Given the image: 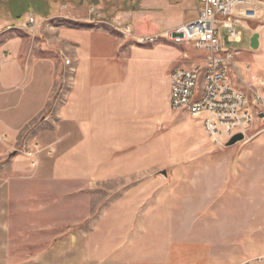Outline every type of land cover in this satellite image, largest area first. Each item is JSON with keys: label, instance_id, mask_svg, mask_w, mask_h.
<instances>
[{"label": "crops", "instance_id": "crops-1", "mask_svg": "<svg viewBox=\"0 0 264 264\" xmlns=\"http://www.w3.org/2000/svg\"><path fill=\"white\" fill-rule=\"evenodd\" d=\"M68 5L67 14L56 5L44 18L63 15L80 23L44 25L41 20L30 30L22 28L30 14L21 24L0 21V35L3 25L12 23L34 37L45 36L37 43L35 38L31 46L17 34L0 37V264H10L13 235L91 218H95L93 229L69 230L36 260L13 264H103L100 203L94 216V203L85 195L91 185L127 178L128 188L110 207L128 209L125 217L133 220L150 193L147 186L161 179L158 170L200 160L202 154L211 156L204 150L214 146L201 118L171 108L170 68L161 76L160 89L158 74L153 84L143 81L147 72L154 77L144 64L150 48L129 40L112 22L82 21L95 18L84 3ZM259 41L260 48L261 35ZM67 43H72V55L64 47ZM64 57L71 59V65L64 63ZM236 62L234 86L244 89L247 83H264V75H251L248 64ZM32 144L41 146L34 148L33 156L22 147ZM74 194L86 200L76 201ZM57 209L63 213L58 215ZM121 260L112 263L122 264Z\"/></svg>", "mask_w": 264, "mask_h": 264}, {"label": "rangeland", "instance_id": "rangeland-1", "mask_svg": "<svg viewBox=\"0 0 264 264\" xmlns=\"http://www.w3.org/2000/svg\"><path fill=\"white\" fill-rule=\"evenodd\" d=\"M24 1V15L20 19H11L16 24H21L30 14L36 19L35 26L41 20H44V25H75L80 22L44 17L51 6H63L69 2L84 3L86 9L96 7V12L100 11V20L112 22L122 29L131 27L136 35H154L176 28L197 18L202 9L199 0ZM108 9L113 10L114 14L107 12ZM3 12L0 7V21H11ZM64 13L67 14L66 11ZM238 30L242 32L241 42L230 41L227 30H221L222 46L240 52L235 59L231 79L237 73V59L250 66L251 75H264V20L246 21ZM254 30L261 35L262 41L257 50L251 48V38L256 33ZM1 31L4 32L0 37L6 39L17 34L29 46L35 38L36 43L45 39V36L37 34L34 37L30 33L31 37L12 23L3 25ZM128 39L133 41L131 36ZM144 46L151 49L145 56L144 64L150 73L153 71L154 77L152 79L147 72L143 81L151 84L158 74L156 79L159 89L165 69L191 67L203 62L202 53L189 44L181 47L160 38L156 43ZM64 47L72 55V43ZM43 53L39 51L38 54ZM17 58L21 63V57ZM60 73L64 75L65 72ZM22 76L20 73L19 77ZM67 84H62V87L67 89ZM62 98L63 95L57 103ZM256 125L247 138L233 146H227V143L214 144L204 150L205 154L211 156L204 157L202 154L200 160L158 170L161 179H154L147 186L150 193L144 199L146 202L137 210L136 219H126L128 209L110 207L113 201L122 198V192L128 188L127 178L108 179L91 185L93 187L85 195L94 203V216L100 203L102 263L113 264V259L120 257L122 264H264V141L261 139L264 123ZM29 130L33 129L26 130V133ZM22 147L27 152H33L36 147L41 148L39 144ZM256 155L261 156L262 160H254L258 158ZM162 170L167 171V177L160 174ZM74 195L76 201L86 200L82 194ZM57 213L61 215L63 211L57 209ZM59 220L61 218L58 216ZM94 225L95 218H91L77 225L58 223L56 227L37 226L17 233L11 240L14 255L10 257V264L36 260L46 247L54 243L55 238L59 240L67 231L80 227L93 229Z\"/></svg>", "mask_w": 264, "mask_h": 264}, {"label": "built area", "instance_id": "built-area-1", "mask_svg": "<svg viewBox=\"0 0 264 264\" xmlns=\"http://www.w3.org/2000/svg\"><path fill=\"white\" fill-rule=\"evenodd\" d=\"M199 1L202 9L197 18L154 35H136L131 27L122 29L113 25L141 45L165 38L172 43L189 44L202 53V64L172 70L170 105L175 111L187 110L192 116L201 118L207 136L215 145H222L239 133L247 138L256 124L264 123L261 117L264 114L263 81L248 83L246 90L234 86L230 76L240 52L224 48L221 41V30L226 29L230 41L241 42L242 32L238 27L246 21L264 20V0ZM68 8V4L61 6L63 11ZM90 12L95 18L82 21L92 24L105 22L99 19L96 7H92ZM57 18L70 20L69 16L63 15ZM36 23L31 15L22 28L33 27ZM64 63L71 65V59L66 58ZM33 152L28 154L33 156Z\"/></svg>", "mask_w": 264, "mask_h": 264}, {"label": "trees", "instance_id": "trees-1", "mask_svg": "<svg viewBox=\"0 0 264 264\" xmlns=\"http://www.w3.org/2000/svg\"><path fill=\"white\" fill-rule=\"evenodd\" d=\"M24 0H0V7L3 8V14L11 19H20L26 12Z\"/></svg>", "mask_w": 264, "mask_h": 264}, {"label": "water", "instance_id": "water-1", "mask_svg": "<svg viewBox=\"0 0 264 264\" xmlns=\"http://www.w3.org/2000/svg\"><path fill=\"white\" fill-rule=\"evenodd\" d=\"M259 37H260V34L256 32L253 34L251 38V48L253 50H257L259 48V45H260ZM261 117L264 118V114H261ZM244 138L245 137L242 133L236 134L227 142V146H233L237 144L238 142L243 141ZM160 174L163 175L164 177H167L168 175L166 170H162Z\"/></svg>", "mask_w": 264, "mask_h": 264}]
</instances>
